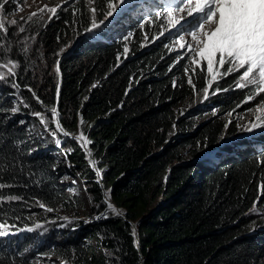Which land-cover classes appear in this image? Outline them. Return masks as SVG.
Segmentation results:
<instances>
[{
	"label": "trees",
	"instance_id": "16d2710c",
	"mask_svg": "<svg viewBox=\"0 0 264 264\" xmlns=\"http://www.w3.org/2000/svg\"><path fill=\"white\" fill-rule=\"evenodd\" d=\"M107 3L78 0L58 8L37 32L44 65L29 68L22 55L13 56L15 75L0 80V183L10 185L0 189V231L7 232L0 236V264H264V227H251L248 216L264 198V146L231 143L240 129L225 120L193 128L178 119L179 103L202 99L203 76L196 75L193 88L184 69L169 67L161 42L141 46L159 35L153 8L113 21L104 18ZM230 83L202 106L233 111L244 93ZM10 104L34 113L40 105L57 109L69 135L46 114L48 133H42L59 141L68 164L42 152V138L17 118H5L15 117ZM79 119L87 124L85 148L103 160L99 176L76 136ZM191 146L189 158L181 156ZM67 176H77L94 203L91 221L43 215L40 205L76 209ZM109 201L123 215L108 209Z\"/></svg>",
	"mask_w": 264,
	"mask_h": 264
},
{
	"label": "rangeland",
	"instance_id": "374dc122",
	"mask_svg": "<svg viewBox=\"0 0 264 264\" xmlns=\"http://www.w3.org/2000/svg\"><path fill=\"white\" fill-rule=\"evenodd\" d=\"M76 1L78 0H8V3L4 4L2 12L8 31L7 33L0 31V65H6V67H0V75H4L6 77L11 74L10 69L12 71L14 70L12 69L13 63L16 65V67H18V63L13 60V56L15 57L18 55H22L24 59H26L29 68L39 67L42 60V65H44V54H46V51L42 47H40L38 43L37 32L41 27H43L44 24H46L48 20H50L54 16L46 9L54 7L58 9L66 4L71 5ZM163 1L164 0H131V3L129 5L118 4L116 11L107 19L110 18V20L115 21L120 19L121 17H129L136 12H140L141 8L145 5H149L151 8H153L154 11H158V5H160ZM170 1H172L171 3L176 2V0ZM0 2H3V0H0ZM114 2H117V0H114ZM16 4L22 6V10H19L18 7L15 8ZM41 9H45V11L41 12ZM121 9H123V11H121ZM34 12L37 13V15L31 16V14ZM30 16L31 19H29ZM180 16L184 17V19L181 20V23H185L187 19H190L186 16L185 13H181ZM143 19L144 17L139 18L135 27V29L139 30L140 32H142L143 30ZM13 20H15L17 23L12 24L11 21ZM145 21H147L149 24H152L154 22L153 19H145ZM156 22H159V35L155 36L151 42L142 43L141 46L145 48L151 46L155 42H161L163 49L167 51V55L171 56L169 67L180 66L182 69H184L185 74L188 77V83L189 80H191V83L189 84L192 85L193 88H195L193 82L196 78V75H202L206 84L205 89H208L207 99H204L203 90L201 94L202 99H200L201 97H197L192 101L187 100L185 102L179 103L176 108V111L178 110V112L176 113L177 118L182 122L192 124L193 128L209 120H225L236 126L237 129H240V132L238 133L239 136H237L236 139L232 140L231 143L244 139L245 141H252L253 147L259 149L262 148L264 146V127L253 128L251 131L245 130L250 126L251 123L256 122L257 115H260L262 118H264V111H255V109L260 106L258 105L257 101L261 99V96H256L255 99L250 101L247 100L248 94L245 95V93H249V89L238 88L235 86V77L238 76L239 73H232L230 75L222 77L218 76L217 79L212 82L211 87H209V80H211V77L207 73L206 62H202L201 64H192L191 54L188 53L186 49H181L180 46L175 43V41L179 39V36L181 35L185 37V40H190L191 38L186 35V32H177V29L180 27L179 24L175 27L169 26L167 24L166 18H164L163 16L156 17ZM21 28H23L24 30L20 31ZM161 33H163V35H161ZM123 37V40L129 39L128 41H130V39L132 38V34L125 33ZM34 51H36L37 54H32ZM225 67H227V65H225ZM34 70L35 69H33L32 71ZM223 71L224 69L221 68L220 72L222 73ZM225 82H231L230 89L232 91L240 90L244 93L243 101L233 111L221 110L219 109V105L217 104H211L209 105V107H203L202 103L204 101L210 104L216 97L218 91L214 93L213 90L217 87V85L220 86V84ZM10 106H12V109L9 110V112L15 117L5 118H17V122H21L23 125L29 127L30 130H33L35 134H37L36 137L42 138L40 141H38L40 150L42 152L48 153L52 156V158L58 160L60 166H63L62 162L68 164L66 160L64 161L61 148L57 145L52 135H46V133H48L47 126L49 122L47 121V119H44L45 115L43 114H46V116L52 118L51 124H56V120L59 118L53 117L51 111L52 108H47L43 105H40L42 109L40 113L41 116H37L35 115L36 113H34L32 110H28L26 108L22 109L13 104H10ZM199 108L202 109L199 110L201 111V116H197ZM42 118L45 121V123L43 124L41 123ZM36 119H39V121H37ZM86 128L87 124L79 119L78 126L76 128V136L80 137L81 134L84 135V131L86 130ZM178 131L179 127L175 126L172 131L171 138H173L176 133H178ZM255 139L256 141H254ZM83 147L85 148V146ZM191 149L192 146L183 148L181 151V156L186 159L189 158V152ZM219 149L221 148H217L215 151H213V153H215ZM219 152H221V150ZM89 153L90 152L87 149L86 156L88 159V165L92 169L93 173H96L99 176L102 172L103 160H99L98 157H95L94 155H92V153H90L89 155ZM219 155H221V153ZM90 160L95 162V167H93L89 163ZM65 179L67 184L70 185V188L72 189L69 192L78 196L79 203L76 209L68 210L66 207H63L61 203H58L54 206L43 205L44 207H40V209L43 211V215L56 214V216L58 217L57 219L64 221L73 219L84 222L91 221L93 216L95 215L93 210L94 203L91 201L90 196L85 193L84 190H82V183L80 182V179L77 176H67ZM67 195L69 196L70 194L67 193ZM109 203L112 204L114 208L116 207L112 202L109 201L108 204ZM254 207L255 211H253ZM48 208H51L52 211H47ZM248 216L249 221L252 222L251 227H264V198H260L257 200L255 205L249 211ZM88 243L95 249H97L94 241H89ZM99 252L100 251H97V253ZM35 263L40 264L39 261Z\"/></svg>",
	"mask_w": 264,
	"mask_h": 264
},
{
	"label": "snow or ice",
	"instance_id": "6c2138e0",
	"mask_svg": "<svg viewBox=\"0 0 264 264\" xmlns=\"http://www.w3.org/2000/svg\"><path fill=\"white\" fill-rule=\"evenodd\" d=\"M6 3H8V0L0 2V31L4 33L8 31L2 15ZM130 3L131 0H117V2L108 0V11L105 13L104 18L107 19L112 16L118 4L129 5ZM18 9L22 10V6L18 5ZM46 10L53 15L57 12L55 7ZM40 11L43 12L45 9ZM91 11L94 17L96 9L92 8ZM181 13H185L190 19H187L185 23H181V20L184 19L183 16H180ZM35 15H37L35 12L31 14V16ZM31 16L29 19H31ZM155 16L166 18L167 24L171 27L179 24L180 27L177 32H186V35L191 38L185 40V37L181 35L175 43L191 54L192 64L206 62L207 73L211 77L209 87L218 76L239 73L235 77V86L249 89L247 96L249 101L255 99L256 96H261V99L257 101L260 106L255 111H264V95H262L264 94V0H176L175 3H165L163 10L156 11ZM11 23L16 24L17 22L13 20ZM96 27L98 25L93 19L92 28ZM92 28L88 31H92ZM23 30V28L20 29V31ZM124 51L127 52L128 49L125 48ZM0 67H6V65H0ZM15 67L16 65L13 63L12 69ZM221 68L224 69L222 73L220 72ZM56 71L59 75V67ZM10 72L15 75V72L11 69ZM4 79L6 77L0 75V80ZM189 83H191V80H189ZM13 87H18V85L13 84ZM220 90L222 89L217 85L213 92ZM57 96H59V87H57ZM207 98L208 89H204V99ZM51 111L53 117H58L56 108H52ZM35 115L40 116V113ZM41 123H45L43 118ZM56 125L58 130L65 136L69 135L60 126L59 119L56 120ZM260 127H264V118L257 115L256 122L251 123L245 130L251 131L253 128ZM79 139L82 141V147L90 143L83 134L80 135ZM85 150L87 151L86 148ZM89 163L95 167L94 161L90 160ZM5 187H10V185L0 183V189ZM17 199H20V197L14 195L8 197L10 201ZM40 206L44 207L43 205ZM107 207L113 213L119 215L112 204H107ZM47 211H52V209L48 208ZM253 211H255V207ZM4 228L5 225L0 224V229ZM2 235H7V232L0 231V236Z\"/></svg>",
	"mask_w": 264,
	"mask_h": 264
},
{
	"label": "built area",
	"instance_id": "2783aa9c",
	"mask_svg": "<svg viewBox=\"0 0 264 264\" xmlns=\"http://www.w3.org/2000/svg\"><path fill=\"white\" fill-rule=\"evenodd\" d=\"M161 198H159V201H160ZM117 209V212L120 214V215H123V209L122 208H116Z\"/></svg>",
	"mask_w": 264,
	"mask_h": 264
},
{
	"label": "water",
	"instance_id": "95a60500",
	"mask_svg": "<svg viewBox=\"0 0 264 264\" xmlns=\"http://www.w3.org/2000/svg\"><path fill=\"white\" fill-rule=\"evenodd\" d=\"M209 153H210V151L207 153H203V155L201 157H205V155L207 156Z\"/></svg>",
	"mask_w": 264,
	"mask_h": 264
}]
</instances>
